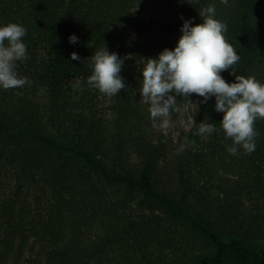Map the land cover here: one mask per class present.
I'll return each instance as SVG.
<instances>
[{
  "label": "trees",
  "instance_id": "16d2710c",
  "mask_svg": "<svg viewBox=\"0 0 264 264\" xmlns=\"http://www.w3.org/2000/svg\"><path fill=\"white\" fill-rule=\"evenodd\" d=\"M146 2L0 0V26L26 29L28 56L15 68L28 83L0 88V264H264V167L228 152L223 114L209 146L229 180L211 195L195 180L209 172L196 152L172 150L131 105L123 122L92 102L88 59L104 44L123 59L126 86L143 59L175 48L170 27L146 21ZM263 4L211 3L237 64L264 65V26L252 18ZM231 70L220 73L228 83ZM259 124L254 155L264 157Z\"/></svg>",
  "mask_w": 264,
  "mask_h": 264
},
{
  "label": "clouds",
  "instance_id": "9594fccd",
  "mask_svg": "<svg viewBox=\"0 0 264 264\" xmlns=\"http://www.w3.org/2000/svg\"><path fill=\"white\" fill-rule=\"evenodd\" d=\"M221 3L227 5L228 0H221ZM215 14L214 6L202 9L199 16L203 22L192 25L185 20L174 49L165 48L157 59H143L140 96L150 105L152 126L163 129L172 126V112L179 111L176 96L188 98L196 94L203 97L204 102L215 97V110L223 113L220 126L225 137L233 142L228 152L235 155L242 148L250 154L256 148L255 122L264 119V83L255 76L235 75L234 66L240 57L224 35L227 25L215 19ZM25 35L26 29L19 24L0 26V88L4 90L28 83L27 78L19 77L15 70L17 61L28 59L23 42ZM77 39L72 35L69 42L76 43ZM70 57L80 60L75 52L70 53ZM88 60L91 61V75L87 78L89 87L108 97L125 89L120 75L124 61L116 53H109L105 44ZM230 69V74L235 75L234 83L226 82L220 75ZM216 130L213 123L202 121L196 134L204 136Z\"/></svg>",
  "mask_w": 264,
  "mask_h": 264
},
{
  "label": "rangeland",
  "instance_id": "374dc122",
  "mask_svg": "<svg viewBox=\"0 0 264 264\" xmlns=\"http://www.w3.org/2000/svg\"><path fill=\"white\" fill-rule=\"evenodd\" d=\"M146 1V21L151 25V27H153L152 29L158 30L162 34L166 33L168 27H170L172 35L169 38H171L174 44H177V41L182 34L180 29L184 21L188 20L192 25L202 23L203 18L199 16V13L202 9L211 6L213 0ZM214 1L216 2L217 0ZM223 13L232 14L231 12ZM181 17H183V19H181ZM252 18L256 23L264 26V4L253 6ZM235 75H242L246 78L249 76H255L260 83H264V65L257 62L252 64L239 63L235 68ZM140 76L141 77L138 80L134 79L128 86L125 87V89H122L117 95L112 97H108L100 93L98 90H95V96L92 97V102H95L98 110L103 114L107 116L115 114V116L120 120L125 119L123 114L120 112L122 110V106H125L124 109L130 110L127 105H131L138 110L139 113L143 112V115L141 114L140 117L144 120L143 123L154 130V132L158 134L159 138L167 142L172 150L177 152V150L180 151L181 146L187 145L188 149H191L192 152H196V154L194 153L195 157L198 158L200 163L204 162L209 171L207 174L195 176L196 181L199 179V190L202 191L208 188L207 191L211 195H215L218 191V181L216 179L219 177L227 179L226 176L221 174L217 169V154L214 149H211L209 146V142L216 139L213 138L215 136V132L205 134L204 136L196 134L198 132L199 124L202 121L204 123H212V117L215 114H223L215 110V98L210 97L206 102H204V98L199 97L196 94H191L188 98L176 96L179 111L172 112V126L168 129L153 127V122L148 111L150 105L145 104L140 96L142 74H140ZM77 79L78 78L74 77L73 81L77 83ZM79 83L80 81L78 80V84ZM76 91L77 90L74 89L75 93ZM135 120L139 122L137 118H135ZM126 121L127 119L123 122ZM192 121H194L195 124H193ZM256 121H260L258 126L262 125L264 127V119H257ZM159 122L160 121L157 120L156 123L159 124ZM170 142L173 144V147L170 146ZM255 152L256 149L252 153L247 154L242 148H239L234 156L236 158L244 159V161L249 164H254L263 168L264 157L260 154L254 155ZM131 160L136 162L133 154H131ZM174 227L177 228L176 226ZM91 239H93V237H91Z\"/></svg>",
  "mask_w": 264,
  "mask_h": 264
}]
</instances>
